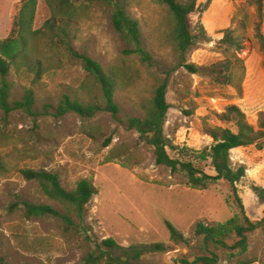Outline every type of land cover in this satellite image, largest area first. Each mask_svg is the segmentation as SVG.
Listing matches in <instances>:
<instances>
[{
	"label": "rangeland",
	"instance_id": "rangeland-1",
	"mask_svg": "<svg viewBox=\"0 0 264 264\" xmlns=\"http://www.w3.org/2000/svg\"><path fill=\"white\" fill-rule=\"evenodd\" d=\"M69 2L74 11L71 19L55 21L56 29L50 30L46 24L51 11L45 0H38L32 30L40 34L32 39L30 68L12 67L8 77L12 98L19 100L31 89L34 105L33 115L14 111L5 116L0 111V264H80L94 243L107 238L121 247L114 256H122L131 246H164L163 252L130 260L134 264L192 261L198 240L195 224L231 218L238 211L235 194L248 219L261 220L264 202L253 188H264V149L232 150L231 166H243L244 177L234 185L217 181L197 190L182 175L157 165L152 148L134 130L126 129L123 121L142 117L156 86L167 79L163 131L174 147L195 152L209 146L207 130L228 126L220 115L231 105L256 128L258 115L264 112V0H211L209 4L198 0L191 21L199 40L185 55L168 38L171 25L165 6L153 0H120L126 13L139 22L150 65L123 54L126 45L111 24L114 1ZM19 8L20 0H0V40L9 35ZM226 29L242 39L237 57L244 71L241 81L232 86L214 83L207 70L225 59L220 40ZM75 55L91 58L113 78L117 118L103 111L91 118L71 112L53 116L64 96L101 105L97 84ZM186 65L198 72H189ZM168 153L174 156L171 150ZM21 169L55 172L67 190L78 180L89 179L95 194L85 206L84 231L67 228L54 217L25 219V201L59 207L40 196L36 184L21 177ZM166 223L186 242L172 241ZM233 253L229 258V251L219 250L218 264H264V234L255 230L248 235L246 252Z\"/></svg>",
	"mask_w": 264,
	"mask_h": 264
},
{
	"label": "trees",
	"instance_id": "trees-1",
	"mask_svg": "<svg viewBox=\"0 0 264 264\" xmlns=\"http://www.w3.org/2000/svg\"><path fill=\"white\" fill-rule=\"evenodd\" d=\"M114 1L111 14V24L120 39L125 43L124 55H135L140 62L150 65L151 56L143 48L142 35L139 22L130 17L120 0ZM160 6H165L170 21L171 40L175 49L185 55L198 42L199 37L193 34L191 15L199 9L198 0L181 2L178 0H153ZM211 0H208V4ZM253 0H249L251 2ZM51 11V19L46 24L50 30L56 29L55 21L59 23L71 19L73 7L69 0H45ZM38 0H20L18 14L13 20L9 35L0 40V111L7 116L14 111H22L33 115L34 94L31 89H26L19 100L12 98V83L8 77L11 68L16 70L21 67L28 68L31 64L33 53L32 39L40 31L32 30V23L37 10ZM52 22V24H51ZM67 23V22H66ZM204 32V31H203ZM220 49L225 56L223 61L211 65L207 70L214 83L232 86L241 81L244 66L237 57L242 49V39L235 35L233 29L222 32ZM59 38L61 36L57 34ZM81 62L83 69L91 76L98 86L101 105L97 103L85 104L78 99L64 96L53 113L54 117H61L68 112L81 118H91L97 112L103 111L117 118L119 108L114 101L115 82L104 72L102 67L86 55H75ZM30 68V67H29ZM40 65L36 71L37 80L40 76ZM185 68L191 73L198 69L193 65ZM39 70V71H38ZM167 79H163L156 86L150 105L142 117H127L123 123L128 130H134L145 143L153 150L155 163L170 170L173 174H180L192 189L203 190L211 183L224 181L230 185L239 182L245 175L243 166L233 168L230 162L231 151L238 148L254 146L258 150L264 149V112L259 113L257 127L248 124L244 113L236 106L226 107L220 115L221 122L227 127L209 128L206 134L212 142L209 146L195 152L187 148L174 147L166 138L163 127L168 110L166 102ZM168 150L174 153L170 156ZM21 177L27 182H34L40 196L54 202L59 209H54L47 204L23 202V216L25 219H43L54 217L59 219L65 227L82 230L85 206L95 194L93 183L86 178L78 180L72 189H65L57 173L44 169H21ZM256 197L264 202V188L254 187ZM238 211L228 220L206 225L197 222L194 226V235L198 238L196 254L192 261L175 259L173 264H218L219 250L229 251L228 257L232 258L238 253L246 252L248 248V235L259 229L264 234V217L259 221H251L245 215L243 205L235 194ZM169 237L172 241L186 242L170 223H166ZM84 231V229H83ZM162 244H153L148 248L137 249L129 247L122 256H114V252L121 247L113 238H107L99 243H94L93 248L82 259L80 264H134L145 253L163 252ZM129 251V252H128ZM131 260V261H130Z\"/></svg>",
	"mask_w": 264,
	"mask_h": 264
},
{
	"label": "crops",
	"instance_id": "crops-1",
	"mask_svg": "<svg viewBox=\"0 0 264 264\" xmlns=\"http://www.w3.org/2000/svg\"><path fill=\"white\" fill-rule=\"evenodd\" d=\"M212 4H211V6L214 4V2H211Z\"/></svg>",
	"mask_w": 264,
	"mask_h": 264
}]
</instances>
